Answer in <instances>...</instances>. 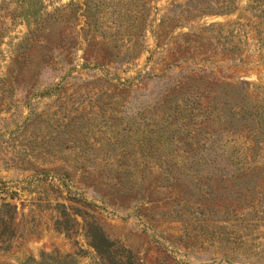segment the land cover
I'll return each instance as SVG.
<instances>
[{
    "label": "rangeland",
    "instance_id": "rangeland-1",
    "mask_svg": "<svg viewBox=\"0 0 264 264\" xmlns=\"http://www.w3.org/2000/svg\"><path fill=\"white\" fill-rule=\"evenodd\" d=\"M242 82L264 104L261 0H0V264H264Z\"/></svg>",
    "mask_w": 264,
    "mask_h": 264
},
{
    "label": "trees",
    "instance_id": "trees-1",
    "mask_svg": "<svg viewBox=\"0 0 264 264\" xmlns=\"http://www.w3.org/2000/svg\"><path fill=\"white\" fill-rule=\"evenodd\" d=\"M261 1H263L264 3V0ZM248 86L249 84L247 82H242L239 86L228 87V89L237 93L236 95L238 96V99L232 101V103L229 105L224 104L222 108L216 109L217 111H220L217 120L219 122H224V124H226L224 128L228 127L232 132L246 129L248 133L252 135V141L254 143V147H256V145H264V104L260 105L258 103H251L244 98L245 96L243 90L246 89L245 87ZM226 105H228L229 107L227 110ZM206 144L207 143L203 145L201 151H205ZM213 145L214 143H209V146ZM195 155V152H193L192 155H189L188 158H193ZM220 161H225L226 163V167L223 168H231L232 170L238 168V165H236V162L233 161L232 156H222L216 151L213 154L209 168L214 171L219 170ZM3 207L12 206H10L9 204H4ZM11 220V216L3 215L0 211V232L8 228ZM2 236L3 235H0V242H2ZM91 244L97 255L103 256V254L109 250L108 240L102 234L95 235L94 238L92 237ZM37 264H76V262L74 257H70L68 255L60 257L54 254L47 256Z\"/></svg>",
    "mask_w": 264,
    "mask_h": 264
}]
</instances>
